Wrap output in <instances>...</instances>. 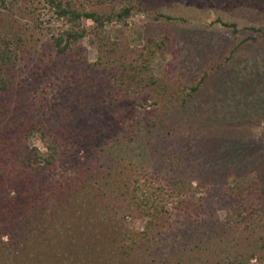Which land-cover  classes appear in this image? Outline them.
Masks as SVG:
<instances>
[{
	"label": "rangeland",
	"instance_id": "rangeland-1",
	"mask_svg": "<svg viewBox=\"0 0 264 264\" xmlns=\"http://www.w3.org/2000/svg\"><path fill=\"white\" fill-rule=\"evenodd\" d=\"M13 1V12L8 16L4 11L0 18L8 16L12 23L24 25L33 33L34 48L21 60L18 79L36 96L47 91L51 104L42 108L43 121L66 131L72 123L85 119L100 134L98 145H90L94 147L90 153L88 146H74L62 161V169L99 155L102 160L111 151L113 156L126 157L124 162L131 161L138 171L161 170L163 176L171 177L182 170L192 176L203 175L209 187L195 188L198 180L194 179L191 188L203 208L196 223L202 235L198 236L196 225L189 221L176 223L166 235L168 250L182 253L184 260L201 256L212 264L213 258L264 240V211L249 227H236L234 219L230 221L234 207L243 202L264 206V0H108L107 4L136 6L127 23L107 24L106 31L114 39L142 47L146 36L168 34L170 38L167 48L159 51L152 63L162 87L153 90L152 96L136 92L131 98L124 97L120 81L81 64L78 56L47 64L48 58H42V53L51 50V36L63 27V20L45 0ZM84 1L89 5L99 2ZM158 12L172 19H154ZM38 20L44 22L42 27L37 26ZM223 21L236 23L238 32ZM86 24L91 26L93 21L88 19ZM248 36L254 38L242 43L234 57L217 69L226 51ZM83 45L88 60L95 61L96 49L88 39ZM205 71L208 77L203 86L192 91ZM133 117H140L142 124L130 139L123 134V127ZM152 119L156 125H146ZM102 136L104 140L99 139ZM31 142L45 150L37 135ZM174 154L183 156L180 166L167 159ZM230 188H237L236 197H230ZM144 223L128 219L131 228L141 229ZM199 237L205 241L204 249L197 246ZM172 258L173 262L178 259L177 255ZM246 264H264V251L262 258Z\"/></svg>",
	"mask_w": 264,
	"mask_h": 264
},
{
	"label": "trees",
	"instance_id": "trees-1",
	"mask_svg": "<svg viewBox=\"0 0 264 264\" xmlns=\"http://www.w3.org/2000/svg\"><path fill=\"white\" fill-rule=\"evenodd\" d=\"M107 1L89 5L84 0H45L64 25L51 36L49 50L54 52L42 53V58L56 65L60 58L78 56L81 64L120 81L124 97L131 98L136 92L152 96L153 90L162 87L153 59L167 48L169 35L146 36L142 47L114 39L106 31L107 24L127 23L136 6ZM13 9V0H0V13L6 11L8 15ZM8 16L0 18V264H201L199 260L207 264L201 256L184 260L182 253L171 254L166 237L181 221L196 225L198 236L202 235L196 223L203 208L191 188L194 179L198 180L195 188L209 187L203 175L192 176L182 170L171 177L163 176L161 170L138 171L131 161L124 162L126 157L113 156L111 151L102 160L99 155L61 168L74 146H88L87 152L93 151L90 145H98L99 131L85 119L72 123L67 134L60 126L43 121L42 108L51 104L47 91L36 96L18 79L21 60L34 48L33 33L24 25L12 23ZM162 17L172 19L162 12L153 16L156 20ZM88 19L93 21L91 26L86 24ZM43 23L38 20L36 24L42 27ZM223 23L238 32L236 23ZM251 38L230 47L216 68H223L238 47ZM85 39L96 49L95 61L88 60ZM207 77L205 71L192 91H199ZM45 99L47 103L42 101ZM141 124L140 117H133L123 127V134L133 139ZM146 125L155 126L156 120H148ZM36 135L45 150L31 142ZM109 146L113 148V144ZM167 159L180 166L184 158L174 154ZM230 189V197H236L237 188ZM262 211L263 205L243 202L234 207L230 221L234 219L236 227H249L258 222ZM129 218L144 220V227L131 228ZM198 239L197 246L204 249L203 237ZM263 251L264 240L256 241L211 261L246 264L262 258ZM176 255L178 259L173 262Z\"/></svg>",
	"mask_w": 264,
	"mask_h": 264
}]
</instances>
